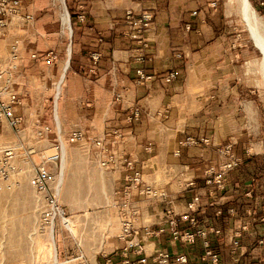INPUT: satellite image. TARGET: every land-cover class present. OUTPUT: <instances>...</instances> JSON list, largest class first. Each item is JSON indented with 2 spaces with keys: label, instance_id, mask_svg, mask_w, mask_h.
I'll list each match as a JSON object with an SVG mask.
<instances>
[{
  "label": "crops",
  "instance_id": "crops-1",
  "mask_svg": "<svg viewBox=\"0 0 264 264\" xmlns=\"http://www.w3.org/2000/svg\"><path fill=\"white\" fill-rule=\"evenodd\" d=\"M26 1L21 0L15 18L33 17L34 10L30 11V6L24 4ZM50 1L51 14H58L61 2L62 10L70 16V34L53 48L58 59L50 71L55 73L61 68V72L58 77L48 78L56 88L52 116L46 106V94L35 99L30 89L25 96L17 93L22 99V105L17 108L24 119L22 142H30L33 129L48 127L50 130L38 142L64 145L62 141L79 130L82 140L99 152L98 159L113 154L119 165L107 170L108 174L119 177L113 189V205L110 202L101 210L84 215L95 225L92 237L98 247L64 249L59 244L61 238L55 240L50 232V264H60V255L70 258L62 264L119 263L121 243L117 233L122 203L119 191L127 170L122 166L124 160L133 162L145 185L163 194L150 198L132 191L129 201L137 212L135 227L167 229L171 217L177 219L180 229L211 226L220 230V236L209 234L208 238L223 264H264V242H257L264 239L261 111L252 103L248 94L251 91L234 87L235 53L230 50V42L222 37L224 14L207 8L208 0ZM80 9L85 16L81 22L76 18ZM127 9H149L154 14L144 34L150 55L145 72L152 77L144 83L137 82L132 61L139 45L124 35L123 17ZM194 9L198 10L197 16L190 14ZM185 23L191 24V30L184 28ZM196 28L198 33L194 32ZM64 50L66 59L60 65ZM93 51H99L100 58L96 71L89 73L86 68ZM176 53L180 57H175ZM170 70L177 71L178 77L165 83L163 77ZM34 86L37 94V85ZM135 109L138 118L131 120ZM184 136L206 137L210 143L180 148L176 155L178 141ZM96 140L106 148V153L100 152L94 144ZM227 143L233 145L241 162L227 174L224 188L219 190L204 183L203 171L208 165L219 163L216 149ZM189 204L193 205L192 210ZM230 209L233 213H229ZM246 210L252 213L247 214ZM110 212L114 213V228L108 233L105 218ZM244 223L247 229L242 231L239 246L232 253L231 235ZM141 245L146 264H151V256L158 250L170 254L172 259L168 264H180L174 261L179 255L186 257L183 264H205L199 259L200 238L186 244L175 242L164 233L143 239ZM78 257L85 259L81 261Z\"/></svg>",
  "mask_w": 264,
  "mask_h": 264
},
{
  "label": "rangeland",
  "instance_id": "rangeland-1",
  "mask_svg": "<svg viewBox=\"0 0 264 264\" xmlns=\"http://www.w3.org/2000/svg\"><path fill=\"white\" fill-rule=\"evenodd\" d=\"M209 1L212 0L207 2ZM218 1L217 11L224 14L222 15V37L223 40L230 42V50L235 53L234 87L244 92L251 91L248 92L251 101L261 111L259 130L264 136V82L261 69L258 71L257 67L259 53L249 42L237 0ZM248 1L264 24V9L259 6L258 0ZM24 4L30 6V11L34 10L33 17H25L26 20L24 17L15 18L11 23L8 22V28L6 27L3 35L0 36V70L2 72L0 84L8 86L22 96H25L30 89L35 99L46 94V106L50 109L49 113L52 116L56 88L55 84H50L48 78L54 75L58 77L61 72V68L55 73L50 71L51 66H55L58 59L53 48L56 43L68 38L67 28L70 22L68 21L67 25L63 24L64 11L61 2H59L58 14H51L52 1L50 0H27ZM16 40L19 41L17 45L20 61L12 62L9 61L10 45ZM50 51L55 54L56 60L48 61L47 54ZM63 53L60 65L66 59V51L64 50ZM12 64L14 67H10ZM37 75V79L34 78ZM34 85H37V94L34 93L35 90L33 91ZM243 98L247 97L243 96ZM49 118L52 121V118ZM62 143L64 145L57 149L60 161H57L51 169L55 176L54 183L58 182L59 174L63 173L62 182L59 183L58 198L65 210L68 225L58 221L50 229L38 222L40 201L29 183V178L36 164L42 161L41 154L47 149L49 151L46 152L49 154L55 152L53 149L55 143L40 144L34 138L30 142L18 143L9 128L5 125L0 126V149L8 147L14 149L16 155L14 163L18 169L16 178L19 181L12 190L0 191V264H50L49 246L54 235L55 240L61 238L59 244L64 249L71 247L73 250H93L98 247V242L92 237L95 225L93 226L90 217H84V215L97 212L110 202L113 205V189L119 177L108 174L107 170L116 169L119 166L118 161L107 167H100L97 162L99 152L94 146L88 145L84 140L77 142L63 140ZM30 149L33 151L27 153ZM122 166L127 168L123 175V188L127 184L126 177L131 169L125 165V162ZM105 220L106 230L109 233L114 228V213L110 212ZM109 247L110 242H108ZM33 251L34 254L31 255ZM68 259L70 258L66 255H60L58 260L62 264V261ZM76 259L82 261L85 258Z\"/></svg>",
  "mask_w": 264,
  "mask_h": 264
},
{
  "label": "built area",
  "instance_id": "built-area-1",
  "mask_svg": "<svg viewBox=\"0 0 264 264\" xmlns=\"http://www.w3.org/2000/svg\"><path fill=\"white\" fill-rule=\"evenodd\" d=\"M140 2L141 0H135ZM21 0H0V35L3 34V30L7 27L8 22L14 19L19 14ZM219 6L218 0H212L207 2V7L211 10H217ZM259 6L264 9V0H259ZM192 16L198 15V10H191ZM29 18V17H26ZM78 21H84L85 16L80 9L76 15ZM154 14L149 9H139L137 11L133 9H127L124 12L123 24L126 27L124 33L125 37L137 42L139 47L133 55L132 61L134 66V72L137 77L138 83H144L151 79V75L145 72V64L150 60V55L147 53L148 44L144 37V34L150 28L153 22ZM184 28L191 30V24L185 23ZM195 33H198V28L194 29ZM18 41H14L10 45V61H19L18 53ZM48 61L55 59V54L49 52ZM175 57H180V54L176 53ZM100 58L99 51H93L89 54L90 64L87 66L86 71L93 73L96 71V66ZM14 67V64L10 65ZM2 74L0 70V75ZM178 73L175 70H170L163 77L165 83L176 80ZM22 105L21 97L14 92L11 88L4 84H0V126L5 125L9 128L18 143H21L24 137V119L20 113L17 112V108ZM138 111L135 109L132 112L131 120L138 118ZM50 129L48 127L38 128L32 130V136L35 140L40 141ZM83 134L79 130L73 131L69 134L67 140L69 142H77L82 140ZM210 140L206 137H192L184 136L178 141L179 148L175 151L177 155L180 148L194 147L200 144L208 145ZM94 144L99 148L101 153H106V148L101 145L100 141L96 140ZM61 148L60 142L55 144L53 149L54 153H47L46 151L41 154L42 161L36 164L33 174L29 178L31 187L35 190L39 198V224L47 226L52 229L56 222H64L67 219L65 210L59 202V186L58 182L54 183L55 176L52 172V166H55L57 161H60V156L57 153V149ZM149 149V147H147ZM30 149L27 153L32 152ZM217 154L220 157L218 164L208 165L204 171V183L206 185L214 186L216 189H223L227 174L235 169L241 162V156L234 152L233 145L227 143L218 146L216 149ZM15 151L12 148L0 149V191H10L19 184L16 176L18 169L14 163ZM113 154H107L104 159H98L100 167H107L115 162ZM125 165L129 167L130 173L127 175V184L119 191L122 197V203L120 207V228L117 234V239L121 243L120 247V261L118 264H146V257L143 256V248L141 242L145 238H157L160 235L167 233L171 240L175 242H181L186 244L194 243L196 238L201 239L202 253L199 257L201 262L205 264H223L220 260L218 253L211 248L209 241V234L220 236V230L209 227H195L180 229L178 227L177 219L171 217L167 220L166 227L150 228L134 226L136 210L130 206L129 197L132 191H138L139 194L146 197L155 198L160 197L163 194L153 189L152 187L145 185L141 181L140 172L133 168V162L124 160ZM188 208L192 210L193 205L189 204ZM220 214L219 211H217ZM229 213H233L230 209ZM247 214H251L250 210H246ZM182 218H187L183 216ZM190 221L193 223L194 219ZM264 224V216L261 218ZM247 229V224H241L231 235L230 251L235 252L239 246V238L242 231ZM259 244L264 242L263 238L257 240ZM132 256L136 259H132ZM172 257L168 252L155 251L151 256V264H168ZM174 261L180 264L186 263V257L179 255L174 258ZM109 263V260H108Z\"/></svg>",
  "mask_w": 264,
  "mask_h": 264
},
{
  "label": "bare ground",
  "instance_id": "bare-ground-1",
  "mask_svg": "<svg viewBox=\"0 0 264 264\" xmlns=\"http://www.w3.org/2000/svg\"><path fill=\"white\" fill-rule=\"evenodd\" d=\"M240 17L242 19L243 25L246 28L248 33V39L251 45L254 47L255 50L259 53V59L257 60L258 64V71L261 69V74L264 79V24L260 20V18L256 15L254 9L250 5L248 0H237ZM63 23H68V15L65 13L62 16ZM68 34H70V28H67ZM259 62V63H258ZM63 174V173H62ZM62 174H59L58 177V186L59 183L62 182ZM60 187V186H59ZM63 223H66L67 220L65 219Z\"/></svg>",
  "mask_w": 264,
  "mask_h": 264
},
{
  "label": "water",
  "instance_id": "water-1",
  "mask_svg": "<svg viewBox=\"0 0 264 264\" xmlns=\"http://www.w3.org/2000/svg\"><path fill=\"white\" fill-rule=\"evenodd\" d=\"M263 82H264V79H263ZM264 84V83H263Z\"/></svg>",
  "mask_w": 264,
  "mask_h": 264
}]
</instances>
